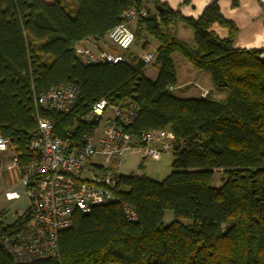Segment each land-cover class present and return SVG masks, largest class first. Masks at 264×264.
I'll list each match as a JSON object with an SVG mask.
<instances>
[{"label": "trees", "instance_id": "trees-1", "mask_svg": "<svg viewBox=\"0 0 264 264\" xmlns=\"http://www.w3.org/2000/svg\"><path fill=\"white\" fill-rule=\"evenodd\" d=\"M63 1L0 0V136L10 142L17 165L32 159L35 98L71 84L80 92L71 114L38 109L55 121L57 136L81 139L91 127L74 122L101 100L133 104L138 117L125 132L171 131L172 171L161 182L121 175L114 202L75 215L59 235L58 258L31 264H264L262 51L234 47L238 30L221 16L217 1L198 19L183 18L160 0H73V15ZM129 9L149 14L132 31L142 50L149 39L158 44L154 62L147 66L141 55L126 52L118 64L83 65L76 44L103 40ZM176 22L192 31L191 46L172 36ZM214 25L228 30V38L220 39ZM175 54L209 75L226 98L176 96ZM148 68L157 71L155 80L146 76ZM219 172L223 184L215 187ZM124 207L134 212V222ZM169 212L174 220L165 224ZM28 221L26 211L11 225L0 222V264H16L2 241Z\"/></svg>", "mask_w": 264, "mask_h": 264}, {"label": "built area", "instance_id": "built-area-1", "mask_svg": "<svg viewBox=\"0 0 264 264\" xmlns=\"http://www.w3.org/2000/svg\"><path fill=\"white\" fill-rule=\"evenodd\" d=\"M264 12V0H258ZM145 9H129L122 15L123 22L105 37L119 51L131 49L135 36L131 25L148 17ZM94 40L86 39L75 46V55L86 66L118 64L126 59L123 54L106 50H92ZM151 65L154 53L141 55ZM260 58L264 59V50ZM208 92L203 93L206 98ZM80 92L71 85L55 87L36 97L37 127L29 150L31 161L18 169L20 182L30 200L29 221L22 232L2 241L5 253L16 264L56 259L59 257L58 237L70 229L77 214H87L92 208L114 202L121 178V158L128 152L142 151L146 158L159 161L174 149V134L169 130L142 132L133 136L125 129L133 125L139 109L133 104L111 106L101 100L82 119L91 130L81 139L65 140L57 136L55 121L40 117L38 109L47 114L69 115L77 107ZM72 128L66 135L71 136ZM13 151L10 142L0 136L1 155ZM97 160H100L99 162ZM17 164V158H15ZM128 221L136 216L124 207Z\"/></svg>", "mask_w": 264, "mask_h": 264}, {"label": "crops", "instance_id": "crops-1", "mask_svg": "<svg viewBox=\"0 0 264 264\" xmlns=\"http://www.w3.org/2000/svg\"><path fill=\"white\" fill-rule=\"evenodd\" d=\"M215 1L218 2L221 16L226 21L234 24L238 30L234 47L236 49L248 51H263L264 12L258 0H160L162 4L167 5L173 12L178 13L181 17L186 19L200 18L205 9ZM212 30L218 35L220 39L228 38V30L221 28L218 25H214ZM171 34L182 43L190 46L193 44V33L182 22H176L171 27ZM104 40L105 38L103 40H94L90 44L91 49L104 50ZM157 48L158 44L156 43L152 47L151 51H147V49H141L139 53H135V51L133 52L132 50L121 52L110 43V51L123 55L126 52L138 55H141L143 52L154 53ZM182 58L183 59L176 57V54L173 55L178 81L177 87L174 89V94L180 93L181 95H186V97L183 98H201L204 92H208L213 98L220 100L226 98V91L216 89L209 75L198 72L187 59H185L183 56ZM178 60L179 64H177ZM145 74L151 80H155L158 75L157 71H149V68L146 70ZM190 87L193 88L191 89ZM139 155L142 157V160L138 167L142 165L144 170H146L145 160L147 158L143 152H141ZM162 158L159 161H151L155 163H161L163 160ZM165 177L159 181L161 182L165 179ZM147 178L154 180L151 177Z\"/></svg>", "mask_w": 264, "mask_h": 264}, {"label": "rangeland", "instance_id": "rangeland-1", "mask_svg": "<svg viewBox=\"0 0 264 264\" xmlns=\"http://www.w3.org/2000/svg\"><path fill=\"white\" fill-rule=\"evenodd\" d=\"M44 1L50 2L51 0ZM62 6L70 15L74 14L76 6L73 0H64L62 2ZM149 8L152 10V6H149ZM131 28L134 29V24L131 25ZM155 44V41L149 39L147 51H151ZM104 45V50L110 51V43L106 38L104 40ZM131 50L133 52L135 51V53H139L141 51V44L135 41L130 51ZM144 53L148 52H143L141 55ZM176 57L183 59L180 54H176ZM177 62V64H179V60ZM152 70V68H149V71ZM175 95L181 98L186 97V95H181L180 93H176ZM141 152L142 151L128 152L121 158L120 172L123 176H147L159 181L171 173L172 153L165 154L161 163H155L147 158L145 160L146 170H144L138 167L142 160V157L139 155ZM15 158L16 154L14 151H8L1 156L2 167L0 169V222H3L5 225H11L14 223L19 217L26 213L30 206V200L28 199L25 189L20 182V172L17 164L15 163ZM97 161L99 162L100 160ZM222 184L223 176L221 172H219L216 174L214 186L220 187ZM173 220V214L170 212L167 213L165 217V224H169Z\"/></svg>", "mask_w": 264, "mask_h": 264}]
</instances>
